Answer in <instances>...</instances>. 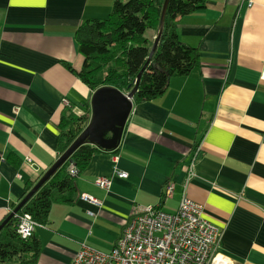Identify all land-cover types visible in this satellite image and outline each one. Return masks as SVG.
I'll list each match as a JSON object with an SVG mask.
<instances>
[{"label":"crops","instance_id":"obj_1","mask_svg":"<svg viewBox=\"0 0 264 264\" xmlns=\"http://www.w3.org/2000/svg\"><path fill=\"white\" fill-rule=\"evenodd\" d=\"M113 1L0 0V223L58 158L64 106L90 102L93 91L69 68L83 65L75 30ZM175 29L199 64L162 95L132 103L118 147L94 154L77 176L79 197L54 203L34 230L35 264H71L82 243L108 252L138 206L173 213L184 193L221 229L222 255L264 264V0H206Z\"/></svg>","mask_w":264,"mask_h":264},{"label":"trees","instance_id":"obj_2","mask_svg":"<svg viewBox=\"0 0 264 264\" xmlns=\"http://www.w3.org/2000/svg\"><path fill=\"white\" fill-rule=\"evenodd\" d=\"M163 1L114 0L111 11L106 16L82 22L75 30V38L78 51L83 56V65L79 71L71 66L69 68L92 91L101 86L130 91L149 56L154 38L147 37L146 32L152 29L154 36L156 35ZM205 2L206 0L168 1L162 35L140 76L132 98L133 103L149 101L162 95L168 88L171 77L186 76L199 64L198 50L179 40L175 23L179 17L203 8ZM90 113L89 101L79 105L78 110L64 106L55 145L58 156L85 128ZM99 152L111 151L90 144L81 145L8 220L0 230V264H35L40 252V241L34 233L26 239L16 233L18 217L28 213L35 221L44 225L54 203H73L79 197L77 176L87 167L92 156ZM70 164L76 169L74 175L69 173ZM34 184L26 185L25 195Z\"/></svg>","mask_w":264,"mask_h":264},{"label":"built area","instance_id":"obj_3","mask_svg":"<svg viewBox=\"0 0 264 264\" xmlns=\"http://www.w3.org/2000/svg\"><path fill=\"white\" fill-rule=\"evenodd\" d=\"M194 163L195 158L189 163L186 182L194 176ZM68 169L70 174H76L73 164ZM115 174L127 177L125 171H115ZM95 183L108 189L111 179L100 176ZM173 188V183L167 184L166 197H170ZM80 199L100 204L89 194H81ZM42 226L24 213L18 217L15 230L26 239ZM221 234V229L205 218L202 205L184 193L173 213L153 205L138 206L127 218L110 251L103 252L82 243L71 264H234L219 252Z\"/></svg>","mask_w":264,"mask_h":264},{"label":"water","instance_id":"obj_4","mask_svg":"<svg viewBox=\"0 0 264 264\" xmlns=\"http://www.w3.org/2000/svg\"><path fill=\"white\" fill-rule=\"evenodd\" d=\"M168 1H163L157 32L154 36L149 56L137 74L135 85L128 92L120 91L112 86H101L92 92L90 97L91 113L89 122L67 149L43 173L11 213L0 223V230L81 145L90 144L105 151H112L118 147L125 123L132 109V98L136 92L140 76L156 50L162 35Z\"/></svg>","mask_w":264,"mask_h":264}]
</instances>
